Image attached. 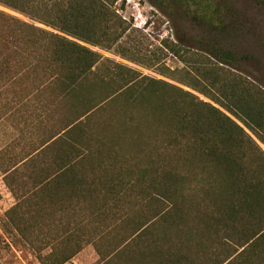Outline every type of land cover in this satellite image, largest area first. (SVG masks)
<instances>
[{"label":"trees","instance_id":"trees-1","mask_svg":"<svg viewBox=\"0 0 264 264\" xmlns=\"http://www.w3.org/2000/svg\"><path fill=\"white\" fill-rule=\"evenodd\" d=\"M115 1L0 0L26 18L0 11V121L26 131L0 152L4 229L39 264L89 245L98 264H264V88L231 71L220 9L168 0L211 24L190 59L167 48L192 68L180 84L216 107L90 49L122 39ZM143 121L163 139L140 137ZM140 197L151 219L130 208Z\"/></svg>","mask_w":264,"mask_h":264},{"label":"rangeland","instance_id":"rangeland-1","mask_svg":"<svg viewBox=\"0 0 264 264\" xmlns=\"http://www.w3.org/2000/svg\"><path fill=\"white\" fill-rule=\"evenodd\" d=\"M204 1L205 7H208V2H210L212 7L219 8L222 18L226 21L222 37L217 36L218 31H212V33L224 48L230 50L236 56L238 60L236 71L232 69L231 71L264 88V7L259 4L263 0ZM111 10L121 18L122 31H124L123 37L119 44L110 51L90 47L91 50L99 53L109 61L136 71L141 76L164 81L184 91L191 92L204 102L211 103L180 84L184 74L192 68L187 63L179 60L167 48L171 46L180 47L184 57L190 59V56H192L190 51L205 49L209 43L207 33L211 24L209 25L205 19H199L195 16L192 5L187 4L185 8L179 7L175 2L168 0H116ZM0 11L26 21L23 15L1 4ZM40 27L44 28L43 26ZM184 49L189 50L187 51L189 53H185ZM115 109H120L118 103L105 111L108 110V114L111 115V113H115ZM117 115L119 113L114 117H117ZM102 120L104 118L97 114L92 125L93 131L99 129ZM115 120L117 125H121V120L118 121L116 118ZM140 120L136 122L139 123ZM134 126H137V123ZM136 128H138V135L143 138L161 135L157 127L147 129L148 127L144 121L141 126ZM15 130L19 133L21 131L26 132L25 128ZM15 130L10 133L6 129L5 133L10 134L5 137L2 126H0V152L18 137L19 133ZM157 137L163 139L162 136ZM260 148L264 151L262 146ZM5 158L8 159L7 156ZM5 158L0 159V161L6 163ZM155 158H161V156H155ZM130 203V208L133 211L144 215L143 220L153 217L154 212L152 210L156 209L153 202L142 201L140 197L138 200L130 201ZM14 204L15 201L12 195L3 184L2 172L0 171V264H39L35 253L30 247L14 235L9 234L3 227L4 214ZM130 208L129 206L126 207V210L129 211ZM157 226L160 229V226L163 225L158 223ZM175 240L171 239L170 241L174 242ZM97 257L93 246L89 245L67 264H98Z\"/></svg>","mask_w":264,"mask_h":264},{"label":"crops","instance_id":"crops-1","mask_svg":"<svg viewBox=\"0 0 264 264\" xmlns=\"http://www.w3.org/2000/svg\"><path fill=\"white\" fill-rule=\"evenodd\" d=\"M29 103V105H33L34 103H32V102H28ZM27 107V106H26ZM24 115L25 116H29V112H27L26 110H25V113H24ZM0 126H2V132H3V134H4V136L6 137V135H9L11 132L13 133V128L11 127V125L9 124V122L7 121V120H1L0 121ZM8 130V132H10V133H8V134H6L5 133V130ZM6 147V146H5ZM4 147V148H5ZM3 148V147H2ZM2 181H3V175H2ZM3 184H4V182H3ZM4 186H5V184H4ZM6 187V186H5ZM8 190V189H7ZM81 253V252H80ZM79 255V254H78ZM97 260H98V257H97Z\"/></svg>","mask_w":264,"mask_h":264}]
</instances>
